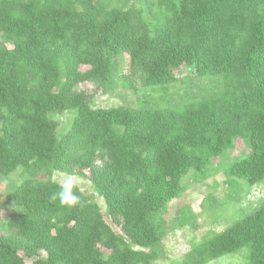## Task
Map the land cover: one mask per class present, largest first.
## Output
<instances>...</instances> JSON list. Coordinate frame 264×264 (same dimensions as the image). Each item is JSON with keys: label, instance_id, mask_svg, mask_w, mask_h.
Here are the masks:
<instances>
[{"label": "trees", "instance_id": "16d2710c", "mask_svg": "<svg viewBox=\"0 0 264 264\" xmlns=\"http://www.w3.org/2000/svg\"><path fill=\"white\" fill-rule=\"evenodd\" d=\"M128 1L0 0V177L23 175L0 205V264H150L156 215L238 135L250 152L223 173L264 181V0ZM124 56L117 80L161 96L93 108L91 92L112 86ZM185 67L216 86L169 97ZM63 112L74 117L59 131ZM54 171L85 177L120 232L78 186L83 207L52 201ZM243 249L264 264V202L182 263Z\"/></svg>", "mask_w": 264, "mask_h": 264}, {"label": "rangeland", "instance_id": "374dc122", "mask_svg": "<svg viewBox=\"0 0 264 264\" xmlns=\"http://www.w3.org/2000/svg\"><path fill=\"white\" fill-rule=\"evenodd\" d=\"M128 3L132 5L134 0H129ZM126 62L125 56L123 59L118 57L114 60L113 83L109 89H93L91 92L93 93V108L112 106L134 108L141 105L144 99H150L153 104L154 100L161 96L162 92L158 89L150 90L138 84L132 89L121 84L117 77L119 71L127 70ZM177 80L175 85L168 87V96L170 94L181 98L186 93L185 97L199 98L205 96L206 91L216 86L215 81L199 78L187 67L181 70ZM86 90L91 91V87ZM73 117L74 113L57 114L55 116L58 123L57 130L62 131L66 128ZM249 152L248 143L238 135L234 138L232 147L223 149L222 154L212 159L202 172L191 171L184 178V189L180 196L171 201L155 217L154 221L157 227L161 228L162 238L156 257L150 264H183L184 255L202 242L206 236L222 231L239 217L251 212L264 202V181L248 186L242 180L226 178L223 173L225 166L242 159ZM22 178L20 170L8 177H0V205L5 200V196L22 181ZM61 178V172L54 171L51 174L52 181L59 183ZM77 186L83 197L89 202L96 203L101 213L104 214L103 200L92 191L88 180L82 177ZM4 215V211L0 210V216ZM104 218L115 232H120L105 217V214ZM43 255L41 253L42 257ZM205 264H249V255L247 250L243 249L212 259Z\"/></svg>", "mask_w": 264, "mask_h": 264}, {"label": "clouds", "instance_id": "9594fccd", "mask_svg": "<svg viewBox=\"0 0 264 264\" xmlns=\"http://www.w3.org/2000/svg\"><path fill=\"white\" fill-rule=\"evenodd\" d=\"M61 177L57 190L51 194L50 199L57 201L62 208H68L69 210L78 206L83 207L84 202L81 196L78 195L77 191H74L82 177L75 173H61Z\"/></svg>", "mask_w": 264, "mask_h": 264}]
</instances>
